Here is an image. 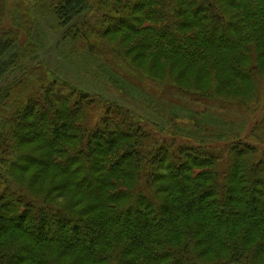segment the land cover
Returning a JSON list of instances; mask_svg holds the SVG:
<instances>
[{
    "label": "trees",
    "instance_id": "16d2710c",
    "mask_svg": "<svg viewBox=\"0 0 264 264\" xmlns=\"http://www.w3.org/2000/svg\"><path fill=\"white\" fill-rule=\"evenodd\" d=\"M8 1L0 0V81L18 57V40L35 45L34 18L50 9L84 68L91 61L104 74L97 80L116 89L138 80L152 98L142 109L166 108L158 123L75 91V113L85 123L76 149L55 146L69 138L55 82L38 83L22 113L14 102L0 109V158L36 156L32 186L40 180L42 190L32 197L11 174H0V264H264L263 152L246 138L225 146L224 158L198 137L205 132L181 142L173 129L177 118L196 127L236 110L263 124L264 0ZM106 55L114 72L99 65ZM18 81L8 93L33 87ZM8 96L0 91V100ZM89 103L102 120L88 122ZM28 117L38 118L40 134L23 122ZM150 123L168 137L155 140ZM122 133L129 141L119 147ZM35 136L44 138L43 151L20 154L19 141ZM195 164L211 170L197 173Z\"/></svg>",
    "mask_w": 264,
    "mask_h": 264
},
{
    "label": "rangeland",
    "instance_id": "374dc122",
    "mask_svg": "<svg viewBox=\"0 0 264 264\" xmlns=\"http://www.w3.org/2000/svg\"><path fill=\"white\" fill-rule=\"evenodd\" d=\"M19 1H20L19 3L26 2V0H19ZM10 2L11 1L9 0L8 5ZM14 2L16 1L14 0ZM40 12H42L43 14L39 12L37 13L32 23V27L30 29L31 30L30 33L36 44L35 45L24 44V42H22L26 40L24 36L21 38V41L18 40V47H20L16 51L18 57H14L13 59L11 58L10 62L8 63V67L9 69L11 68V70L8 73H6V75L0 81V91L7 93L9 95L8 99L0 100V109H2L3 107H7L8 105L14 102L16 103L15 111L22 113L26 108V104H29L30 100L33 98L32 96L37 92L38 83L46 84V83L55 82L57 86L54 88V95L55 96L57 95L59 98H63L59 104V110L67 109L65 115L68 116L67 124H69V130H68L69 141L68 139L60 140L59 141L60 144L55 145L59 147V149L62 148L64 149L65 147L76 149V147L78 146L77 144L78 140L83 137V133L79 132L78 128L84 127L85 123L81 124L80 117L75 113L76 110L78 109V104H76L77 96H75V91L81 92V90L82 91L88 90L92 94H96L97 97L106 100L108 102H111L112 104H114L115 102L122 104L126 107H130L131 109H135L134 111H136L137 113L143 112L145 116L153 118L155 122L159 121L157 119L161 118V115L165 112L166 107L163 106L159 109H156V111H152L151 112L152 115H150L151 114L149 112L150 110H147L145 108L142 109L141 107L142 103L148 102V104L150 105L152 102V98L148 94H144L141 92V90L145 91L143 84L141 82H139L138 80H132L131 84L127 82L129 85L127 83H125V85L121 84L123 85V88L117 86L116 89L113 86L111 87L110 86L111 84L108 83L107 81L103 83L102 81L97 80L96 78H98L100 74L101 76L104 75L101 71L97 69V65L92 67L93 63L91 65V61H89L88 68H84V61L82 57L77 55L74 51L71 52L69 45L67 43L68 40H64L62 38L64 29L58 25L55 17L52 14H50V9L40 10ZM105 64H109V65L107 67H104ZM99 65H101L103 71L107 73L114 72L115 71L114 66H117L116 62H114V60L112 61L111 59H109L107 55L101 59ZM97 71H99V73ZM23 74H29V75L23 76ZM90 75L95 77L93 79L94 83L87 81L86 78ZM19 78L27 83L33 84V87H28L24 89L15 88L11 91V92L14 91V97L10 96L11 92L8 93V87H18ZM110 82L113 84L112 81ZM156 82H161V81H158L157 79ZM195 82L197 84L204 83L201 82L199 76H196ZM185 85L186 83H183V86ZM108 87H110V89H108ZM131 87L134 88L132 89ZM164 89L165 91H167L166 88ZM202 99L205 98L203 97ZM93 100L95 101V99ZM135 100L138 101L139 105H136L134 103ZM95 103H89L87 105L86 111L88 113L86 112V118L89 123L102 120L101 118L102 111L99 109V107L97 111ZM19 104L21 105L22 110H19L17 108ZM231 109H235V108H231ZM4 111L8 112L7 108H5ZM15 111L14 114L16 113ZM37 111L39 112L38 115L42 117L46 113L44 110L40 108H38ZM183 112L184 114L187 113L186 110H184ZM236 112L237 113L226 111V114L222 115V118L220 116L216 118L217 121L212 119L211 121L200 119L197 122V124H195L196 127L190 125V123H186V122L183 123L179 118L174 119L173 124L177 126L173 128L174 133L181 136L180 139L181 142H187V141H192L193 138H197V135H200L199 131L205 132L206 137L203 135H200L198 137L202 138L203 140L202 142L206 144L208 147L213 148L215 152L217 151L216 152L217 154H223L222 157L224 158H226L224 155L225 153L221 152V150L225 146L230 145L231 142H235V141L238 142L248 138L247 141L250 144H253V146H255L256 149L262 151L263 152L262 155H263L264 154V122L263 124H260V122L254 124L251 123L250 121H245V118H247V116L245 115L246 111L236 110ZM51 118H54V116H51ZM113 118H114L113 114H110L108 117V119L110 120H112ZM248 119H250V117ZM41 120H44L45 122V118L44 119L42 118ZM23 122L27 124L28 128L34 127V131L37 134L41 133L40 129L36 127V126H40L38 118L32 120L29 119L28 117L24 119ZM70 125H73L74 127L70 128ZM149 129L155 140H158V138L164 139L168 137L166 133L159 132V130H157L155 126L152 125L151 123ZM26 133L27 131L24 134L26 135ZM250 133H252L251 136H249ZM29 136H31V134H29ZM125 136H127V133H122V135L120 136L119 139L121 140L119 141L120 142L118 145L119 147H122V145L125 142L129 141ZM172 137L176 138V136L174 135H172ZM47 139L50 140V138L48 137ZM43 140L44 138L40 136H35L32 138L24 137L22 141L21 140L19 141L17 150L20 154H26L34 151L35 149H39L42 152ZM45 148L46 147H44V149ZM259 157L260 155L256 157H252L249 159V161L251 160L255 161L259 159ZM240 158L242 159V157ZM35 162L37 163L36 156H28V155L22 157V162H17V163H12L10 160L6 158H0V174L3 175H6L7 173L11 174L13 179H15L18 182V185L20 184V186H24L27 188L30 196L32 197L36 196L40 194L42 190L39 189L38 187L41 185L40 180L38 181L37 187L32 186L33 179H31V176L32 174L36 173L38 169V167L35 166L34 164ZM225 162L222 163L223 165L221 167L222 169H224L225 167H226L225 169H227L228 167L226 166ZM8 163H10V167L8 166ZM196 165L197 164L193 166L192 171H195L197 173L200 172L206 173L211 170L210 167H200ZM24 171L25 173H28L27 175H29L26 176V180L25 179L23 180L20 177ZM44 185L45 184L42 185L41 187L42 189L44 188ZM25 195L28 196L27 194ZM54 197L55 195L51 196V198ZM8 202L11 203L10 201ZM76 208L77 211L80 209L79 207ZM18 209L21 210V207H18ZM221 255L224 256L226 254L222 252ZM66 261H68V259Z\"/></svg>",
    "mask_w": 264,
    "mask_h": 264
}]
</instances>
